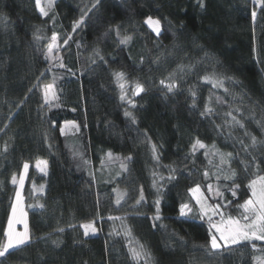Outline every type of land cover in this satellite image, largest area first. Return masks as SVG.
<instances>
[{"label":"trees","instance_id":"16d2710c","mask_svg":"<svg viewBox=\"0 0 264 264\" xmlns=\"http://www.w3.org/2000/svg\"><path fill=\"white\" fill-rule=\"evenodd\" d=\"M87 1L57 0L43 17L35 0H0V239L18 190L11 178L19 179L24 162L29 169L23 199L32 236L0 264H133L124 242L109 235V215L125 221L154 264H256L253 258L264 253L251 244L264 248V242H242L208 255L198 247L210 238L207 222L180 217L178 209L182 202L195 206L188 190L208 184L204 172L212 171L206 150L191 152L197 137L233 153L231 168L240 187L235 197L228 190L221 200L231 201L223 208L226 215L238 216L236 206L250 196L253 157L264 175V144L250 147V154L244 149L253 135L264 140V12L259 10L254 23L253 0H204L203 9L198 0H101L73 31ZM148 16L161 21L159 36L143 23ZM117 25L120 36L108 31ZM54 32L62 41L71 36L60 75L37 42ZM124 35L132 39L120 44ZM179 71L187 72L186 81L167 93L160 80ZM115 72L145 88L136 98L135 123L125 117ZM206 75L223 79L228 91L201 83ZM53 81L60 107L41 108L43 86ZM228 112L245 127L232 123ZM67 122L80 128V155L61 134ZM153 143L161 164L176 168L175 179L161 189L153 186L158 173ZM109 152L127 170L118 162L103 170ZM38 160L47 161L46 176L36 168ZM242 160L251 165L247 171ZM141 188L145 199L136 204ZM117 190L125 194L119 204ZM157 198L162 225L153 220ZM84 224H95L97 234L85 236Z\"/></svg>","mask_w":264,"mask_h":264},{"label":"snow or ice","instance_id":"6c2138e0","mask_svg":"<svg viewBox=\"0 0 264 264\" xmlns=\"http://www.w3.org/2000/svg\"><path fill=\"white\" fill-rule=\"evenodd\" d=\"M55 0H35V8L39 11L40 15L43 17H48L50 11L54 7ZM101 3V0H93L91 7H87L86 10H82L83 14L80 19L73 23V31H75L78 27L85 23V18L88 17L89 13L92 12L97 6ZM199 6L204 8V0H198ZM253 4L260 8L262 12H264V0H253ZM253 21H255L257 12L255 10L251 13ZM143 23L147 25L149 29L157 36L161 33V21L157 18H153L152 16H148ZM109 32L115 31L117 36H120V28L117 25L115 28L111 26L108 29ZM107 35V33H105ZM71 39V36L68 37ZM68 39L64 40V44L68 43ZM132 39L130 35H124L119 39L120 44H127ZM60 45L58 44V34L55 32L51 36V42L48 44L47 53L45 55V60L51 62L53 60L57 61V66L64 67L62 63L59 62L57 57L53 56L54 51H59ZM98 54V53H97ZM103 60V57H100ZM95 63V60H93ZM51 71V69H48ZM44 72H41V76H44ZM114 77L118 83V87L120 88L121 95L120 99L125 101L127 99V93L125 90V82H126V74L124 72H115ZM39 79V77L37 78ZM203 79L210 83L213 88H224V82L221 79L216 78L215 76H205ZM55 82L50 84H46L43 86V100L44 103L40 105L41 108L48 106L49 108L52 106L54 101L59 100V97L56 96L54 90ZM160 85L166 89L167 93H173L177 88L176 80L174 79V73H170L169 76L165 79L160 80ZM33 87H36L35 85ZM32 89H29L31 91ZM145 91L144 86L136 82L135 87L133 89V95L138 96L142 92ZM224 91L227 92L228 89L224 88ZM193 97V107H195V96L196 93L194 91L191 92ZM219 99V98H218ZM127 102L135 107V104L132 100L127 99ZM57 106H59L57 104ZM212 109L205 108L204 112H201V115L204 116L207 113H210ZM238 111V110H237ZM228 117H231L232 123L238 125L240 128H244V123L241 122L232 112L226 113ZM125 116L130 117L132 122H136L135 116L129 111H125ZM68 125H66L67 127ZM70 127L79 131V126L75 123L71 124ZM218 129L221 127L219 125L216 126ZM61 134L64 133L65 129H60ZM147 136V134L145 133ZM247 135V133H246ZM243 144V142L241 141ZM264 144V140H258L256 136H251V145H244V149L246 152H249V148H257L258 145ZM208 146L200 140L198 137L195 138L194 142L191 145L192 154L195 153L197 149H206ZM212 148L215 149V145H212ZM7 151V146L4 148ZM151 150L154 158L158 160L157 156V145L152 144ZM213 155H218L220 158V164H227L229 167V173L224 176L225 180H232V186L229 190L232 192L233 197L237 194V189H239L240 185L235 183V178L237 176V172L231 168V160L233 159V153H221L218 150L212 153ZM250 154V152H249ZM207 155V153H206ZM108 157L111 158L112 154L109 152ZM127 160H131V156L126 158ZM241 164L244 166V170L247 171L251 165H254L256 171L253 173L254 178L250 179L247 183V189L250 191V196L236 206L237 211L239 212L238 216H233L231 214L225 215L223 208L227 207L228 204H231V201L227 202V204L222 205L221 203H212L208 202V197L204 195L201 190V186L197 184L195 187L190 188L188 191L191 193V198L195 201V206L197 207V215L203 220L207 218L208 224V234L209 240L206 245H200L199 248L203 249L208 255H215L221 253L222 251H230L232 246L241 245L242 242H255V241H264V175L259 174V164L256 163V158H252L251 165L245 163L243 160ZM23 172L19 176V181L17 180V176L14 174L11 178L12 184L19 183L20 186H23L26 174L29 169V163L24 162ZM36 168L43 173L45 176L47 173V161L36 162ZM121 168L127 170L125 164H121ZM172 172L175 169L171 170ZM204 176L207 178L209 173L207 171L204 172ZM163 179V178H162ZM175 179L174 175H169L167 180L171 181ZM217 179H220V176L217 175ZM153 186H156V182L154 180ZM43 186H41V189ZM159 191V190H158ZM207 191L209 193H213L215 196L223 199V193L217 187L213 189V186L209 184L207 186ZM143 189L140 190V197L136 200V204H140L144 201ZM117 204L120 203V199H117ZM161 200L157 198L154 201L155 205V215L153 216V220L159 221L161 219ZM41 208H44V205H40ZM193 208L194 206L188 202H182L179 205L178 213L180 217L192 218L193 216ZM215 216H219V220H214ZM109 219H121L120 217H109ZM23 224L24 230L17 231L15 225ZM74 227V226H70ZM84 229V235L88 236L89 232L95 233L96 228L93 224H84L81 225ZM56 231L63 232V228H58ZM125 234L131 237V229H126ZM32 241V236L28 227L27 213L24 211L23 207V199L21 196L20 190H17L15 193V201L11 205V212L7 219V226L4 228L2 232V239H0V258H6L7 255L11 253V251L19 250L22 247L28 246ZM55 244L56 241H53ZM58 246V245H57ZM254 251H259L264 253V248H257L255 243L251 244ZM196 247V246H194ZM129 254L135 264H140V261L143 260L144 264H154V258L152 254L145 249L143 244H140L139 247H132L131 240H129ZM256 264H264V256L254 257Z\"/></svg>","mask_w":264,"mask_h":264},{"label":"rangeland","instance_id":"374dc122","mask_svg":"<svg viewBox=\"0 0 264 264\" xmlns=\"http://www.w3.org/2000/svg\"><path fill=\"white\" fill-rule=\"evenodd\" d=\"M56 1L57 0H55V3H56ZM55 3H54V6H55ZM92 3H93V0H88L87 1V4H86V7L84 8V10H86L87 7H91V4ZM53 9H54V7L52 8V10ZM259 10H260V8L255 5V11L257 12V16H256V19H255L254 23H257V21H258ZM51 11H50V13H51ZM79 28L80 27H78L76 29V31ZM61 38H62L61 35L58 34V44L60 45V48H59V51H54L53 52V56L54 57H57L59 59V62L63 64L64 52H67L68 51L69 41H68L67 44H64V41H62ZM37 42L40 45H44L47 48L48 47V44L51 42V37H49V38L48 37H38V41ZM50 64H51L52 68H54V70H56V72H58V75H60L61 70H63L64 67H65V66L64 67L57 66V61L56 60L51 61ZM187 76H188L187 75V72H184V71H179V72L174 73V79L176 80L177 88H180L181 87V84L186 81L185 79L187 78ZM218 79H221V78H218ZM221 80H223V79H221ZM136 82L141 83L139 80H137V79H131V78H129L126 75L125 90H126V93H127V99L132 100L133 103L135 104V107L137 105V103H136L137 96H134L132 93H133V89L135 87ZM223 82H224V88H227L226 82L224 80H223ZM201 83L206 84V85H209V86H212L210 83L206 82L204 79L201 81ZM116 84L118 86L117 81H116ZM224 88H213V89L216 90V91H218V92L226 93L224 91ZM54 90H55L56 96H58V93H57V90H56V86L55 85H54ZM120 95H121V91H120ZM127 99L125 101H122L121 100L122 103H123V105H124V114H125V111H129V112H131L133 114V109L135 107H132L127 102ZM43 103H44V100H43ZM57 104L59 105V100L54 101L53 104H52V106L50 108L48 106H46V107L49 110L57 109V108L60 107V106H57ZM210 109L214 110L215 109L214 105L211 106ZM125 117L127 119L131 120L130 117H127V116H125ZM73 123L74 122H67V123H64L62 125L61 128H64L65 129V131H64V133L62 135L68 137L70 150L73 153H75L76 155H80L79 151H77V149H76V145L78 144V140H77V137L76 136L78 135V133L80 131V128H79V131H76V129L70 127V125L73 124ZM66 125H68V126L66 127ZM76 125H78V124H76ZM204 150L207 151V153L209 154V157L211 158L210 160H211V163H212V171L211 172H208L209 173V176L207 177L208 184L201 186V190L204 193V195L208 197V202L210 204L217 203V202L220 203L221 200H223V199H221L218 196H215L213 193H209L207 191V186L209 184H211L213 186V189H216L218 187L219 190L223 193V198H224V196L226 195V193L229 190L228 189V186H229L228 183L229 182H232V180H225L224 179V176L229 173V167H228L227 164L221 165L220 164V158H219V156L212 154L214 151L218 150L216 147H215V149H213L212 146H208ZM218 151L221 152L220 150H218ZM221 153H223V152H221ZM155 161H156V164H157V167H158L156 188L157 189H161L162 188V184L167 180V177L169 175H174L175 176V174H176V168L161 164V162L159 161V159L158 160L156 159ZM117 162L119 163L120 168H121L122 162L120 161V158H118L117 156H113V155H112L111 158H109L108 157V154H107L106 156H104V158H103V160L101 162L102 169L105 170V171L106 170H109V167H111V165L116 164ZM172 169H175V171L172 172L171 171ZM94 170L95 171H99L100 169H95L94 168ZM47 172H48V169H47ZM217 175L220 176V179H217ZM26 178H27V174H26V177H25V180H24V183H23V186L22 187L20 186L19 183H17L18 190H20V192H21L22 199H23V188H24V185L26 183ZM18 181H19V179H18ZM124 196H125V194H124L123 191H120V190H117L116 191V197H117V199L118 198L120 199V203L123 201ZM23 207H24V211L27 213V220H28V211H27V208H26V204H25L24 199H23ZM197 211H198L197 207L194 206V208H193V217H198V215L196 214ZM109 217H116V216L109 215L108 218H107V221H108L107 228H108L109 235L111 237L115 238V239L122 240L124 242L125 246H126V249H127L128 253H129V240H131V246L132 247H137L138 248L139 245H140V243L134 237V235L132 234V232H131V237H129V236H127L125 234L126 229H129V227L127 226V224L125 223V221L123 219H109ZM219 218H220L219 216H215L214 217V220H217L218 221ZM204 220L207 222V218H205ZM157 222L160 225H162L161 219L159 221H157ZM93 225L95 226V224H93ZM15 227H16V230L17 231H21L22 232L24 230V225L23 224H17V225H15ZM95 228H96L95 233L89 232V235H95V234H97L98 228L96 226H95ZM257 242H264V241H257ZM130 258H131V256H130ZM131 260H132V258H131ZM132 262H133V264H135V262L133 260H132ZM140 264H144L143 260L140 261Z\"/></svg>","mask_w":264,"mask_h":264}]
</instances>
